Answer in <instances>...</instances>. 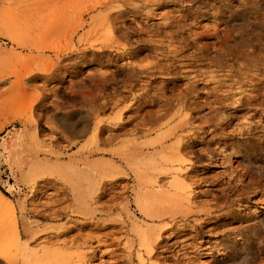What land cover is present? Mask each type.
I'll list each match as a JSON object with an SVG mask.
<instances>
[{
  "label": "rangeland",
  "instance_id": "374dc122",
  "mask_svg": "<svg viewBox=\"0 0 264 264\" xmlns=\"http://www.w3.org/2000/svg\"><path fill=\"white\" fill-rule=\"evenodd\" d=\"M96 1L0 0L8 83L29 45L112 54L83 45L0 119V264H264V0Z\"/></svg>",
  "mask_w": 264,
  "mask_h": 264
},
{
  "label": "bare ground",
  "instance_id": "6f19581e",
  "mask_svg": "<svg viewBox=\"0 0 264 264\" xmlns=\"http://www.w3.org/2000/svg\"><path fill=\"white\" fill-rule=\"evenodd\" d=\"M118 2V0H98L95 2V5L90 11L96 12L99 11L100 16H105L108 19L111 16H123L125 13V10H123V7H115V4ZM55 6H48L45 7L43 6L42 9V16L46 18H51V15L53 14ZM92 21L94 18H91ZM88 25V21L84 19V17L81 18L80 21V30H83L85 26ZM61 30V24L52 30V33L54 35L60 33ZM72 46L64 49L54 47L52 48V52L54 53V58L50 59L51 63L53 64L49 68H41L39 66H36L34 64H39L38 61L41 58V56H34V53L36 52L33 49V45H29L28 51L31 53L30 55L26 56H20L18 54H14V58L17 60L24 61V65L15 75H14V81H10L9 83L7 81V78H0V89L1 90H6L4 95L1 96L0 99V119L3 118L5 120V124L10 123V116H12L14 113H17L19 110L23 109L29 102L30 99L32 100L36 98V101L38 97L40 96V91L41 89L45 88V85L47 82L54 81L56 78V73H63L65 71V68L62 64H64L65 56L69 54H75L76 52H80L81 48L83 45L90 47L83 49V51H88V50H93L94 52L91 51L92 53V59L91 61H96L98 64H105L102 62L103 59H107V62L111 61L109 59L110 55H112L108 51L107 46H102L100 48H96L91 44H88L85 40V38L82 36L79 39V42H75V40H71ZM106 54L109 55L106 56ZM119 57H121L119 55ZM111 64V63H110ZM66 77L61 79L59 83H56V86L54 89L50 90L52 93V96H54L55 101L52 102L51 106L52 109L59 110L61 109V101L59 97L60 89L63 84H65L68 80L69 75H65ZM101 79L105 82H109L110 80L113 79L112 74H107L104 77V74L101 75ZM39 81H44L43 88L41 87H36L38 90L35 92L34 90H31V87H34L37 82ZM41 88V89H40ZM47 97V96H45ZM49 99V98H46ZM40 100V99H39ZM39 108H44L42 104H38ZM9 118V119H8ZM74 117L71 115H62L58 114L56 116V120L59 121L62 126L64 127L65 130H70L76 135H81L83 134L87 127H77L75 123L73 122ZM22 122H24L22 120ZM25 124V122H24ZM5 125L0 126V132L4 130ZM28 126V125H26ZM32 129L36 132L37 128L32 127ZM1 200H0V205H7L6 204V198L0 194ZM191 198V195L188 196V199ZM264 226V223L261 225ZM262 230L264 234V228H259ZM264 236V235H263Z\"/></svg>",
  "mask_w": 264,
  "mask_h": 264
}]
</instances>
